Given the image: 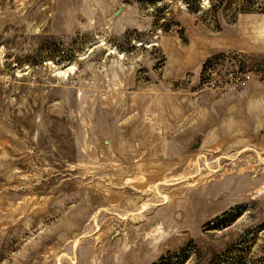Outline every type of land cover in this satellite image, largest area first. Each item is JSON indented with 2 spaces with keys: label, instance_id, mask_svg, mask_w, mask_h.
<instances>
[{
  "label": "rangeland",
  "instance_id": "1",
  "mask_svg": "<svg viewBox=\"0 0 264 264\" xmlns=\"http://www.w3.org/2000/svg\"><path fill=\"white\" fill-rule=\"evenodd\" d=\"M174 263L264 264V0H0V264Z\"/></svg>",
  "mask_w": 264,
  "mask_h": 264
},
{
  "label": "trees",
  "instance_id": "2",
  "mask_svg": "<svg viewBox=\"0 0 264 264\" xmlns=\"http://www.w3.org/2000/svg\"><path fill=\"white\" fill-rule=\"evenodd\" d=\"M224 217H218L216 218L214 221L217 223L216 225H213L214 228H219L221 226H223L224 224H226V222H222V219ZM174 264H177V263H174Z\"/></svg>",
  "mask_w": 264,
  "mask_h": 264
}]
</instances>
